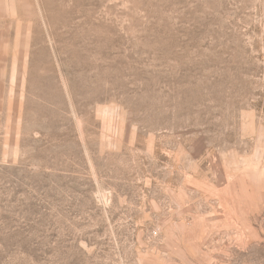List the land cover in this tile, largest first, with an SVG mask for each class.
<instances>
[{
    "label": "rangeland",
    "instance_id": "rangeland-1",
    "mask_svg": "<svg viewBox=\"0 0 264 264\" xmlns=\"http://www.w3.org/2000/svg\"><path fill=\"white\" fill-rule=\"evenodd\" d=\"M0 264H264V0H0Z\"/></svg>",
    "mask_w": 264,
    "mask_h": 264
}]
</instances>
